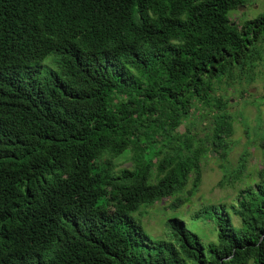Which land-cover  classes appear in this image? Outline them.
<instances>
[{"label": "trees", "instance_id": "obj_1", "mask_svg": "<svg viewBox=\"0 0 264 264\" xmlns=\"http://www.w3.org/2000/svg\"><path fill=\"white\" fill-rule=\"evenodd\" d=\"M247 2L0 0V264H264L262 170L231 207L238 226L224 206L201 212L207 245L179 218L167 241L133 216L188 202L211 155L219 186L241 181L248 152L230 169L219 92L263 58L264 13L229 15Z\"/></svg>", "mask_w": 264, "mask_h": 264}, {"label": "rangeland", "instance_id": "obj_2", "mask_svg": "<svg viewBox=\"0 0 264 264\" xmlns=\"http://www.w3.org/2000/svg\"><path fill=\"white\" fill-rule=\"evenodd\" d=\"M263 13L264 0H248L244 6L230 11L229 15L234 22L241 24ZM258 46L261 47L263 58L258 62L256 74L251 71L248 74V77L251 74L255 76V80L249 84L243 80L241 85L235 83L233 86L222 84L219 92L231 100L229 109L235 117L234 134L230 139L232 150L228 157L230 169L235 168L243 152H248L246 170L241 181L232 186H219L224 170L219 167L220 162L217 158L211 155L203 162L201 185L188 202L177 209H172L171 203L174 198H166L152 206L143 207L133 214L140 220L151 238L173 240L167 221L176 217L183 220L189 229L199 235L204 244L215 242L217 240L215 222L209 216H201V212L211 206H224L230 213L233 223L237 226L240 224L231 207L236 204L238 192L249 185H255L260 179V171H264V151L260 148L261 127L264 124V44L259 43ZM240 90L244 93L241 94ZM130 156L131 153L127 152L116 158L114 162L117 164V169L129 168Z\"/></svg>", "mask_w": 264, "mask_h": 264}]
</instances>
